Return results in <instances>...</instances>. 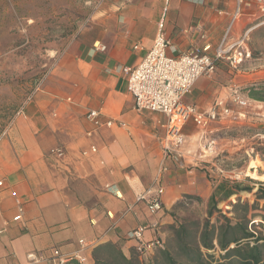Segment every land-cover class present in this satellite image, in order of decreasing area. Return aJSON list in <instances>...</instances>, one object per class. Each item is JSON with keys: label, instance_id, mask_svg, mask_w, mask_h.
Segmentation results:
<instances>
[{"label": "crops", "instance_id": "0c3cea01", "mask_svg": "<svg viewBox=\"0 0 264 264\" xmlns=\"http://www.w3.org/2000/svg\"><path fill=\"white\" fill-rule=\"evenodd\" d=\"M237 6L238 0H115L102 6L61 50H53L57 57L25 116L18 117L19 108L12 104L16 86L0 84V125L6 124L0 132V264H49L30 263L27 256H50L55 248L63 256L82 251L85 264H95V249L106 244L129 259L135 242L127 234L140 226L146 228L145 240L161 238L169 245L187 198L205 201L212 194L200 168L205 161L184 148L191 136L184 131L195 125L192 120L182 129V161L164 159L170 119L136 110L122 69L135 68L145 58L165 8L164 31L177 54L205 45L214 54L221 44L248 37L263 17L252 3L242 7L232 24ZM209 85L200 78L187 97L190 104L185 103L207 111ZM5 97L12 101L9 107ZM90 110L117 124L94 131L86 119ZM92 148L96 154L82 156ZM58 150L65 152L63 158ZM161 166L166 171L156 184ZM107 187H115L119 196ZM158 187L165 191L164 211L154 215L137 197ZM19 208L23 213L16 220Z\"/></svg>", "mask_w": 264, "mask_h": 264}, {"label": "rangeland", "instance_id": "374dc122", "mask_svg": "<svg viewBox=\"0 0 264 264\" xmlns=\"http://www.w3.org/2000/svg\"><path fill=\"white\" fill-rule=\"evenodd\" d=\"M114 1L0 0V73L5 74L4 78L0 77V84L16 86L17 90L13 103L8 97L4 98L5 107L12 103L19 108L34 85L49 71L57 57L53 50H61L102 6ZM244 48L251 52V59L240 72L221 65L214 75L203 77L210 81L211 89L209 106L204 111L217 97L229 101L231 94L237 92L248 100V106L232 105V109L244 117L236 123L211 124L207 131L192 124L184 131L191 134L184 148L194 151L205 161L200 162V168L206 172L212 192L221 183L228 184L235 193L238 186L250 188L252 192L237 193L229 199L218 196L214 207L209 205V198L205 201L187 198L189 203L183 205L177 214L186 234L184 232L181 238H177L173 233L164 250L140 257L141 264H168L166 256L190 264L183 255V247L195 248L206 224L216 231L240 224L248 231L264 235V199L258 194V189L264 185V103L248 96L252 86L264 83V16L253 24ZM184 102L189 103L187 97ZM5 127L6 124H1L0 132ZM212 141L215 150L210 153L207 143ZM202 251L204 255L213 256L214 260L221 259L217 245L215 250Z\"/></svg>", "mask_w": 264, "mask_h": 264}, {"label": "built area", "instance_id": "2783aa9c", "mask_svg": "<svg viewBox=\"0 0 264 264\" xmlns=\"http://www.w3.org/2000/svg\"><path fill=\"white\" fill-rule=\"evenodd\" d=\"M256 4L260 13L264 16V0H251L246 3L245 0H238V6L232 19V24L241 16L243 6ZM168 8H165L159 29L154 40L153 46L146 54L145 58L135 68H123L122 73L127 75L128 90L134 96L136 101V110L139 112L148 111L152 113H161L170 119L167 140L168 146L164 148V159L169 156L175 162L182 161L181 148L185 144V136L182 133L183 126L190 120L203 131H207L212 123H236L244 114L237 113L232 109V105L245 108L248 106V100L241 97L237 92H233L230 100L217 99L213 105L205 112L199 111L195 105H187L184 99L188 97L202 77H211L221 65L230 67L233 70H240L243 65L251 59V52L244 48L243 42L246 36L235 43H223L212 54V46L205 45L200 48L190 49L187 52L177 54V51L164 31L165 18ZM135 49H139L138 46ZM104 51L105 47H101ZM43 80L37 82L26 96L18 109V117L25 116L26 107L40 91ZM86 119L95 130L102 128H111L117 123L114 120L104 121L102 113L98 110H90ZM208 152L213 153L215 142L207 143ZM97 149L84 151L83 157L96 154ZM60 158L65 156L62 150L57 151ZM166 169L161 166L156 184L160 183L162 174ZM3 183L0 182V187ZM110 192H115V187H107ZM164 189H149L138 195L137 201L146 203L149 211L157 215L164 211L162 197ZM117 196L119 194L115 192ZM19 220L23 213V208H19ZM258 224V223H255ZM145 227H138L127 234V239L135 242V250L140 257H147L156 251L164 250L165 243L161 238L145 240ZM81 249L86 248L84 240L80 242ZM50 256L45 253H31L27 256L30 263H40L48 260L49 264H69L77 261L79 264L86 263V257L82 251H76L71 256H63L59 249H52Z\"/></svg>", "mask_w": 264, "mask_h": 264}, {"label": "trees", "instance_id": "16d2710c", "mask_svg": "<svg viewBox=\"0 0 264 264\" xmlns=\"http://www.w3.org/2000/svg\"><path fill=\"white\" fill-rule=\"evenodd\" d=\"M248 92V96L251 99L264 103V83L252 86ZM261 186L262 188L258 189V194L261 199H264V185ZM241 192L250 193L252 190L238 186L237 193ZM237 193L229 188L228 184L221 183L212 192L209 198V205L216 206L218 196L229 199ZM211 215L212 211H210ZM248 230L246 226L239 224L234 227H226L224 231H216L206 224L199 236L196 247L193 249L188 248L189 246L183 247V255L190 264H264V235L263 233L257 234ZM186 232L185 226L180 225L177 231H172V234L174 233L177 238H181L182 234H186ZM216 245L221 251L220 260H214L211 255H204L202 249L212 251L216 249ZM94 258L96 260L95 264H141L138 260L140 256L136 250L127 259L121 250L112 244L96 248ZM166 258L168 264H182L170 256H166ZM69 264L79 263L72 261Z\"/></svg>", "mask_w": 264, "mask_h": 264}]
</instances>
